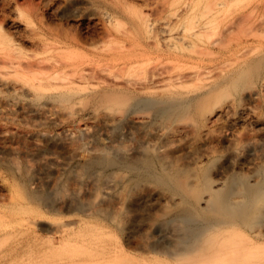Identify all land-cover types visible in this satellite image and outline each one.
Masks as SVG:
<instances>
[{"label": "bare ground", "instance_id": "bare-ground-1", "mask_svg": "<svg viewBox=\"0 0 264 264\" xmlns=\"http://www.w3.org/2000/svg\"><path fill=\"white\" fill-rule=\"evenodd\" d=\"M66 1L79 10L90 5L89 0ZM234 1L187 0L170 6L158 30L165 44L155 50L172 65L149 73L151 18H124L128 27H120L113 22L125 13L112 7L96 9L105 27L100 43L39 29L30 37L37 52L11 42L0 46L6 73L13 75L0 73V93L11 92L0 94V112L17 106L24 111L34 126L25 134L45 141L39 154L54 163L51 172L74 175L78 183L97 188L101 199L119 190L134 192L129 206H155L154 214L161 206V213L171 211L167 220L159 221L163 214L153 216V210L154 221L137 216L120 242L124 229L119 214L94 208L86 224L82 218L49 221L57 208V198L51 197L56 188L36 192L53 182L48 174L34 175L27 190L11 169L9 207L0 209V238L12 239L0 264H264V163L255 161L262 156L259 140L250 135L242 144L235 126L245 118L264 127L257 109L260 90H245L239 104L220 102L238 91L264 52L241 50L227 73L184 89L191 79L219 70L189 64L204 54H222L221 40L204 51L197 49L198 40ZM257 8L233 23L254 24L248 15ZM191 23H196L195 30L187 33ZM43 123L59 130L42 132L37 127ZM5 131L0 139L15 137ZM77 137L80 141L71 145ZM247 154L256 159L246 161ZM223 166L246 167L249 173L227 174ZM146 223L158 238L149 244L131 241Z\"/></svg>", "mask_w": 264, "mask_h": 264}, {"label": "rangeland", "instance_id": "rangeland-1", "mask_svg": "<svg viewBox=\"0 0 264 264\" xmlns=\"http://www.w3.org/2000/svg\"><path fill=\"white\" fill-rule=\"evenodd\" d=\"M89 1L90 5L87 9L79 10L66 0H0V46H4V43L7 44L11 42L25 52H37L39 50L35 51L36 45L30 37L39 29H47L46 31L48 32V29H50L51 32L53 30L55 33L58 32L60 34L52 32L54 35L58 36H61L63 31L64 33L69 34V36L68 34H65L68 38L73 37L76 39L78 37L79 39H77L79 41L91 42L96 40L100 43V40L102 39L101 36L102 34L104 35L103 29L105 27L103 21L97 15L96 9L100 7H112L125 13L124 16L118 15L113 22V24H117L120 27H122V25L128 27V22H126L124 18L137 19L141 18L143 15L146 18H151V62L148 64V68L146 67L148 73L150 72V69L152 72L155 68L170 67L172 65L171 62L158 56V51L155 50V47L163 46L165 44L164 40L158 34L159 27L161 26L160 24H162L160 21L165 20L168 16L170 6H176L187 0ZM254 6H258V8L252 10L248 15L252 18L254 24L243 25L236 24V22L233 23L234 20ZM195 26L196 23L188 24L186 32H194ZM65 35L63 37H66ZM122 40L125 41V39ZM219 40L223 43L222 54H204L201 60L193 61L189 64V66L195 67L198 65L201 68L203 66H217L219 67V70L208 77L191 79L184 85V89L189 90L199 88L207 80L211 81V79H217L219 74L227 73L233 65L232 62L234 63V56L241 50H246V52L257 51L256 53L259 51L264 52V0H236L230 6L224 8L209 25L207 24L206 31L198 40L197 49L199 51H204L209 44ZM262 57L261 62H259L257 67L254 68L253 72L239 84V87L236 89L238 91L221 100V103L232 100L235 104H239V101H241L240 96L245 90L257 89L260 90V95L262 96H259L262 100L258 98L261 103L258 104L260 107L258 106L259 108L257 107V109L260 115L264 117V55ZM22 66L24 67L23 64ZM6 71L7 66L5 64V59L3 55L0 54V73L13 78V75L11 73L7 74ZM0 94L10 95L11 92L10 90H3ZM244 119L240 120V122L238 121L239 123L237 122L235 125L240 136V140L238 139V141H242L241 143L245 144L250 139V135L251 138H257L259 143H261L259 145L255 140L256 143H258L257 147L260 146L258 147L259 149H257L262 155L260 160H257L253 155L247 154L245 160L254 161L256 159V162L264 163V136H262L264 134V127L254 126L248 118V120ZM74 124L75 122H71V125ZM32 127L34 126L27 122L26 115L19 106L15 107L8 113L0 112V136L2 135L3 130H6L5 132L7 133H15V137L12 139H0V209H2V211L6 212L9 207L8 199L10 187L8 183L12 179L9 170L12 169L16 179L19 178L26 182L27 190H31L29 182L34 175L37 176V174L41 173L48 174L49 178L53 181L51 184L43 183L41 188L36 190L37 193H49L52 189L56 188V192L51 194V197L53 196L52 199L57 198L55 204V207L57 208L48 215L49 221L67 222L82 218L81 222L86 224L88 222L87 219L90 220V218H88L90 215L89 211H92L94 208L102 209L113 215L119 214L117 215L118 219L120 220V223L123 222L121 229H124V231L118 236L120 242H123L122 239L127 235V228L131 226L137 216L138 218L141 215L143 218L147 217V219H154V217L151 216L152 212L153 216L162 212V209L164 208L162 206L160 207L161 211L156 214H154L155 210H157V207L155 206H152L155 209L148 207L150 211L148 209L146 210L145 206H140L142 210L144 209L143 211L139 209L140 207L137 208V206L134 205L129 206V201L134 192L129 194L127 191L124 193L122 190H119L115 196L101 199L99 198L100 192L97 188H93L87 184L78 183L74 175L69 173L59 174L51 172L52 170L50 169V166L54 165V163L50 160L46 161L44 158H41L39 154L40 148L44 146L45 141L42 138H30L25 134L26 131L31 130ZM37 128L42 132L47 133L57 132L59 130L57 126L49 123H43ZM101 137L102 139H105L104 136ZM79 141L80 137H77L73 140L71 145L75 146ZM261 141H263V143ZM10 146L14 147L15 152L10 151ZM64 149L66 150V148ZM213 168L214 170H212V168L210 169L211 171H214L213 174L211 171L210 173L216 177L215 167L213 166ZM245 168L242 166L237 168L225 166L223 172L227 173V170H230L228 173L235 172L239 174V172H241V174H248V169ZM122 200L123 202L126 201L125 205L127 204L128 207L122 203ZM6 206L8 207L6 208ZM125 207L127 209L131 207L129 210L132 208H134V210L132 209L130 212ZM166 207L168 208L169 206ZM170 208L172 207H169L168 209ZM121 210H123V212ZM163 212L166 214L161 213L163 214L161 215L163 217H159L160 214L157 215L159 221L167 220L171 215V211H168V215L166 211L163 210ZM9 217H12V215ZM153 219L151 221H154ZM11 222L13 224V221ZM146 225L147 223L145 226ZM145 226L143 225L142 227L144 228L140 227L137 229L136 239L131 238L130 240H139L146 244L155 241L159 236L158 233L154 232L153 227L151 228L147 225V229ZM168 226L169 230L173 227L171 223H169ZM11 239V237L0 238V258H3L5 255V249Z\"/></svg>", "mask_w": 264, "mask_h": 264}]
</instances>
